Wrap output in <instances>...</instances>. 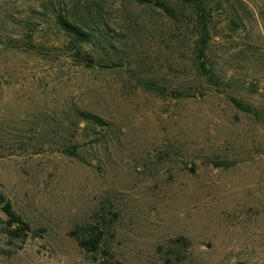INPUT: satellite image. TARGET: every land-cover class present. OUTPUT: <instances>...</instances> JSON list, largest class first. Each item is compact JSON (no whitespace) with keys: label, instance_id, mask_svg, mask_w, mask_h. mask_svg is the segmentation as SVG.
Wrapping results in <instances>:
<instances>
[{"label":"rangeland","instance_id":"obj_1","mask_svg":"<svg viewBox=\"0 0 264 264\" xmlns=\"http://www.w3.org/2000/svg\"><path fill=\"white\" fill-rule=\"evenodd\" d=\"M225 1L211 84L189 11L179 24L135 0H0V206L29 228L8 233L0 210V264H172L176 237V264H264V0ZM84 7L124 35L117 67L69 60L50 13ZM77 109L107 127L81 130ZM89 226L106 255L76 246Z\"/></svg>","mask_w":264,"mask_h":264},{"label":"trees","instance_id":"obj_2","mask_svg":"<svg viewBox=\"0 0 264 264\" xmlns=\"http://www.w3.org/2000/svg\"><path fill=\"white\" fill-rule=\"evenodd\" d=\"M135 2L140 6L157 10L165 19L173 22L180 21L178 11H189V17L193 19L192 27L196 33L192 50L195 55L197 73L213 84L215 76L206 60L211 11L217 8L224 11L223 7L227 2L225 0H135ZM82 10L52 9L50 13L52 23L62 38V44L69 60L84 67L110 68L111 64L117 67L122 62V56H118L117 53L121 52L122 46L126 43L124 35L110 29L98 13L86 7ZM233 104L238 109L249 112L237 103L233 102ZM74 116L78 123L83 124L81 127L83 131L89 127L105 129L108 125L101 118L87 111L77 109L74 111ZM74 151L75 147L69 146L65 152L73 154ZM0 210L6 217V226H14L8 233L18 236V233L24 234L28 231V225L10 209L7 203L1 205ZM79 229L81 233L76 230L72 236L80 250L90 254L91 257L98 251L104 255L107 254V249H103V234L98 228L89 226ZM187 245V241L182 237L171 238L168 240L166 253L172 261L178 262L177 256L186 251ZM172 261H170L172 264H176Z\"/></svg>","mask_w":264,"mask_h":264}]
</instances>
